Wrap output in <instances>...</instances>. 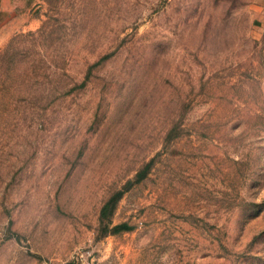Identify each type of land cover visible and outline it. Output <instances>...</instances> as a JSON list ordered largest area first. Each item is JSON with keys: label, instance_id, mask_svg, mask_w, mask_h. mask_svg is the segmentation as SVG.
I'll return each instance as SVG.
<instances>
[{"label": "rangeland", "instance_id": "1", "mask_svg": "<svg viewBox=\"0 0 264 264\" xmlns=\"http://www.w3.org/2000/svg\"><path fill=\"white\" fill-rule=\"evenodd\" d=\"M32 1L0 264H264V0Z\"/></svg>", "mask_w": 264, "mask_h": 264}, {"label": "crops", "instance_id": "2", "mask_svg": "<svg viewBox=\"0 0 264 264\" xmlns=\"http://www.w3.org/2000/svg\"><path fill=\"white\" fill-rule=\"evenodd\" d=\"M34 2L31 0H0V48L22 25L21 30L31 28L36 20L32 11ZM19 25V26H18Z\"/></svg>", "mask_w": 264, "mask_h": 264}, {"label": "trees", "instance_id": "3", "mask_svg": "<svg viewBox=\"0 0 264 264\" xmlns=\"http://www.w3.org/2000/svg\"><path fill=\"white\" fill-rule=\"evenodd\" d=\"M105 209V208H104ZM103 213H105V212H102V215H103Z\"/></svg>", "mask_w": 264, "mask_h": 264}]
</instances>
